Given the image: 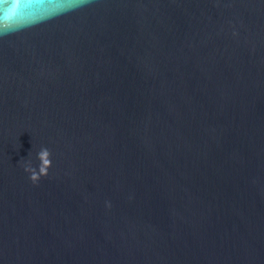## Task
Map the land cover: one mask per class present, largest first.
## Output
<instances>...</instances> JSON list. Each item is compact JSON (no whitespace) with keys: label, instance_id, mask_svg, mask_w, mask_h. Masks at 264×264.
<instances>
[{"label":"water","instance_id":"1","mask_svg":"<svg viewBox=\"0 0 264 264\" xmlns=\"http://www.w3.org/2000/svg\"><path fill=\"white\" fill-rule=\"evenodd\" d=\"M0 264H264V0H0Z\"/></svg>","mask_w":264,"mask_h":264},{"label":"clouds","instance_id":"2","mask_svg":"<svg viewBox=\"0 0 264 264\" xmlns=\"http://www.w3.org/2000/svg\"><path fill=\"white\" fill-rule=\"evenodd\" d=\"M37 158L40 161L38 168L34 167L31 161L25 166V171L29 173L32 183L36 185L39 184L42 178L48 177L49 170L52 168L51 152L47 148H42L37 153Z\"/></svg>","mask_w":264,"mask_h":264}]
</instances>
